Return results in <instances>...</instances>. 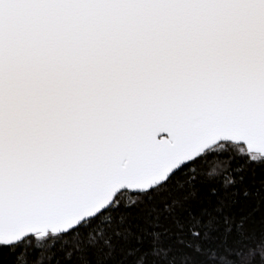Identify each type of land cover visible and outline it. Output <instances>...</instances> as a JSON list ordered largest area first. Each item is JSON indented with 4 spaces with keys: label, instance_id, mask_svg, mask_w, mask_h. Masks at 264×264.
Instances as JSON below:
<instances>
[{
    "label": "snow or ice",
    "instance_id": "obj_1",
    "mask_svg": "<svg viewBox=\"0 0 264 264\" xmlns=\"http://www.w3.org/2000/svg\"><path fill=\"white\" fill-rule=\"evenodd\" d=\"M0 264H264V0H0Z\"/></svg>",
    "mask_w": 264,
    "mask_h": 264
}]
</instances>
